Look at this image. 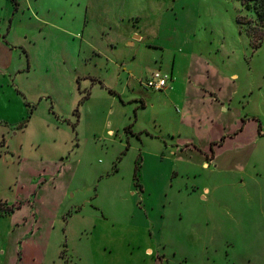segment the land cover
Segmentation results:
<instances>
[{"label":"rangeland","instance_id":"1","mask_svg":"<svg viewBox=\"0 0 264 264\" xmlns=\"http://www.w3.org/2000/svg\"><path fill=\"white\" fill-rule=\"evenodd\" d=\"M0 34V264H264L252 9L0 0Z\"/></svg>","mask_w":264,"mask_h":264},{"label":"built area","instance_id":"2","mask_svg":"<svg viewBox=\"0 0 264 264\" xmlns=\"http://www.w3.org/2000/svg\"><path fill=\"white\" fill-rule=\"evenodd\" d=\"M170 76L169 74L162 73L160 71H154L150 76L143 82L146 88L161 91L167 88Z\"/></svg>","mask_w":264,"mask_h":264},{"label":"trees","instance_id":"3","mask_svg":"<svg viewBox=\"0 0 264 264\" xmlns=\"http://www.w3.org/2000/svg\"><path fill=\"white\" fill-rule=\"evenodd\" d=\"M240 2L246 9H252L258 20L264 26V0H240ZM13 211L14 207L12 206L0 211V213L3 215Z\"/></svg>","mask_w":264,"mask_h":264},{"label":"crops","instance_id":"4","mask_svg":"<svg viewBox=\"0 0 264 264\" xmlns=\"http://www.w3.org/2000/svg\"><path fill=\"white\" fill-rule=\"evenodd\" d=\"M133 37H135L136 39H140L141 38V36L140 35H133ZM9 45H8V43L7 42H5V36L2 34V37H1V34H0V50L2 49V50H7V51H9ZM169 74V76H170V79H169V82H168V87H170L171 86V79H172V72H170V73H168ZM167 89V88H166ZM110 132H111V130H110ZM203 165H205V163L203 162Z\"/></svg>","mask_w":264,"mask_h":264}]
</instances>
